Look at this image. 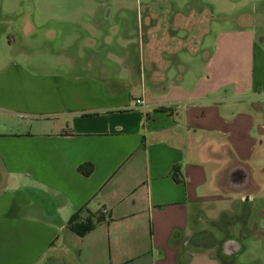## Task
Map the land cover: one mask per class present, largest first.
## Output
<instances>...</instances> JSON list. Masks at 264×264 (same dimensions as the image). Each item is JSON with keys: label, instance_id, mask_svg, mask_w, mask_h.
Masks as SVG:
<instances>
[{"label": "crops", "instance_id": "crops-1", "mask_svg": "<svg viewBox=\"0 0 264 264\" xmlns=\"http://www.w3.org/2000/svg\"><path fill=\"white\" fill-rule=\"evenodd\" d=\"M171 1L159 22H64L62 63L0 61V264H264L255 17L191 0L164 22ZM75 211L99 221L77 235Z\"/></svg>", "mask_w": 264, "mask_h": 264}, {"label": "rangeland", "instance_id": "rangeland-1", "mask_svg": "<svg viewBox=\"0 0 264 264\" xmlns=\"http://www.w3.org/2000/svg\"><path fill=\"white\" fill-rule=\"evenodd\" d=\"M158 1L0 0V61L7 58L19 59L17 54H30L40 55L46 67L57 62L62 63L65 61L63 60L65 53L73 52V45H68L64 41V30L68 28L64 22H147L146 15L149 14L147 6L154 10V18H150L149 22H159ZM230 1L212 0L210 5L212 8L208 10L213 14L211 22H222L225 26L238 27L249 23L241 20L242 15L255 17L252 24L254 41L258 48L264 50V0ZM190 2L191 0L169 2L164 12V22H174L173 16L177 13L175 9L186 10L185 6ZM31 25L33 30L29 27ZM68 63L72 64L73 61ZM255 70L258 71L257 68ZM258 256L260 255L256 253L245 252L236 261L240 257L242 259L252 257L250 263L252 264L256 262Z\"/></svg>", "mask_w": 264, "mask_h": 264}, {"label": "trees", "instance_id": "trees-1", "mask_svg": "<svg viewBox=\"0 0 264 264\" xmlns=\"http://www.w3.org/2000/svg\"><path fill=\"white\" fill-rule=\"evenodd\" d=\"M99 218L100 217H95L93 220L91 217L87 216L86 218L81 219L78 211H75L68 217L66 227L77 235H83L85 232L93 228L94 224L99 221Z\"/></svg>", "mask_w": 264, "mask_h": 264}, {"label": "built area", "instance_id": "built-area-1", "mask_svg": "<svg viewBox=\"0 0 264 264\" xmlns=\"http://www.w3.org/2000/svg\"><path fill=\"white\" fill-rule=\"evenodd\" d=\"M133 101L135 104H138L139 106H141V104H142L141 97H134Z\"/></svg>", "mask_w": 264, "mask_h": 264}]
</instances>
